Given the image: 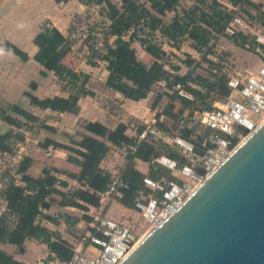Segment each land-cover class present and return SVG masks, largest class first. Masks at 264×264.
Here are the masks:
<instances>
[{"label":"trees","instance_id":"trees-1","mask_svg":"<svg viewBox=\"0 0 264 264\" xmlns=\"http://www.w3.org/2000/svg\"><path fill=\"white\" fill-rule=\"evenodd\" d=\"M57 2H66L68 0H56ZM86 4H103L107 5L109 10V18L111 23L108 24L107 35L115 37L114 43H109L107 39V51L104 60L108 62L109 75L107 84L112 87H118L126 90L133 99H141L148 96L147 81L150 77V68L142 61L133 47L132 43L139 40L147 52L152 55H158L161 52L160 46L152 39L142 38L138 35L136 26L142 21L146 24L150 23L151 29L159 28L160 31L171 39H177L189 32L196 36L197 46L200 48L207 45L211 40L212 29L220 26V21L227 22L231 15L222 10H218L215 6L219 0H213V16H210L200 6L185 8L184 11L188 20L181 21L177 16L170 24H166L163 19L155 14L145 2L139 0H122V6H117L113 0H81ZM155 6L157 13L163 15L167 11H177V5L181 0H149ZM204 1V0H201ZM232 4H237L240 0H228ZM264 14V12H263ZM147 21H146V20ZM133 29V30H132ZM132 30V31H131ZM131 31V32H130ZM129 33V34H128ZM128 34L129 38H125ZM243 32L239 31L238 36L234 38L235 43L245 46V41L240 40ZM34 42L38 46V51L35 54V59L42 65L41 75L46 76L48 71H53L62 81L64 87L69 88L68 96L55 95L52 97L41 98L32 90L36 89L37 82L32 81L31 90L26 91L24 100L41 109H53L57 111H68L78 113L80 109L79 99L82 95L92 94L93 92L87 88L89 74L84 71H78L72 66L64 62V57L74 45V41L65 36L64 33L55 25L45 22L41 30L36 34ZM6 47L12 52L19 55L22 59H28V53L16 44L7 41ZM264 47V44H263ZM103 55V54H102ZM169 73L167 70H162L159 78L168 79ZM193 79L191 73L176 74L172 85L182 83L186 85L187 90L202 95L198 89L188 84L189 80ZM197 79V78H194ZM202 79L201 76L197 80ZM227 78L220 76L218 80L207 81L205 84L210 90L222 88L228 94L229 88ZM68 90V89H67ZM175 99H180L184 104H195V101L190 100L179 93L173 96ZM9 110L14 113L13 120L19 124L31 125L39 120V116L29 110L23 103L7 102ZM173 106L172 103L170 107ZM0 116L7 118L12 116L7 111V108L0 109ZM24 119V120H23ZM157 125L167 127L165 123L157 122ZM43 127L54 130L50 124L43 123ZM209 128V127H208ZM84 129L87 133H82L81 139H75L72 143L56 140L51 137L45 138L42 146L53 145L55 147L65 148L70 152L69 159L78 163L81 166V171L75 176L81 183L82 187L72 189L68 192L59 190L56 187L59 179L53 168H45L42 176L35 178L28 174H23L22 179L26 183L25 190L18 196L7 194V207L3 214L0 215V241H8L15 243L22 248L27 238H37L48 243L50 249L59 259H68L73 254L72 245L59 235L50 231L46 226L42 225L39 216L42 215V209L50 206L49 197L52 193H60L63 197L62 203L78 206L82 209H87L88 205L98 206L101 201L100 192L105 190L113 179L114 173L105 169L102 166V160L110 150L109 142L122 146L125 144L123 139L124 134L128 130L125 123H120L115 128H110L101 121H84ZM211 129V128H209ZM144 130V129H143ZM139 131L135 137L129 141V150L126 155V162L120 172H118L124 181L122 187V196L118 199L126 206H135L140 191L151 192L157 196H162V192L158 189H153L145 184L146 176L152 177L154 180L158 177L157 173L161 170L169 173V178L178 182L182 180L177 176L170 174L171 170L160 162L154 159L160 154L156 147L157 139L146 138L138 139ZM164 130V129H163ZM212 130V129H211ZM190 130H185V135L188 136ZM23 134L16 132L13 129L0 134V152L10 150L13 145V138L23 139ZM76 141V142H75ZM215 146V143L209 140L201 152H205L207 148ZM168 155L172 159L179 157L175 150L170 149ZM140 158L150 164L149 175L135 168L133 165L134 159ZM182 158V157H181ZM22 160L20 170L23 164H28ZM176 160V159H175ZM23 171V170H22ZM203 171V169L201 170ZM64 185L65 181H60ZM153 192V193H152ZM81 201H84L82 203ZM15 220V221H14ZM14 222V223H12ZM55 236V238H53ZM0 264H26L8 252L0 249Z\"/></svg>","mask_w":264,"mask_h":264},{"label":"crops","instance_id":"crops-1","mask_svg":"<svg viewBox=\"0 0 264 264\" xmlns=\"http://www.w3.org/2000/svg\"><path fill=\"white\" fill-rule=\"evenodd\" d=\"M92 5L98 4H86L81 0H68L66 2H57L56 0H0V96L10 102H23L29 110L39 116V120L31 125H17L13 120L15 116L12 114L7 118L0 116V134L8 129L23 134V139L13 138L11 143L13 146L18 144L24 149L26 153L24 161L29 162L23 164V171L20 170L21 175L13 181L7 191L0 193V205L4 208L7 207L8 193L18 196L25 190L26 183L22 179L23 174L38 178L43 175L46 167L54 169L53 173L59 179L56 184L59 190L68 192L83 186L72 175L79 174L81 166L69 159L70 152L68 150L53 145L42 146V142L47 137L66 142L58 138L59 135L55 136V131L72 134V132L80 129L87 133L78 121L98 120L110 128H115L122 122L125 123L128 126L123 137L125 144L117 146L109 142L111 148L101 163L105 169L112 173H116L119 167L116 164V155L126 146L129 147L128 139L137 134V129L129 122L128 116L130 115L131 119H134L140 115H145L144 111H141L140 108L132 110L127 107L129 109L127 112H121L120 109V112L116 113L106 104L114 96L116 100L122 101V106L126 104L129 107L133 105L140 107L146 97L141 99H133L131 95L126 97V91L115 90V87L109 86L107 84L108 62L104 59L81 64L86 66L82 68L84 72L89 74L86 86L93 93L80 97L78 113L62 112L50 108L41 109L24 100L25 92L31 90L32 81L37 82V87L32 92L41 98L69 95V91L63 89L62 81L53 71H48L46 76L41 75L43 67L35 59L38 46L34 42V38L45 22L57 26L65 36H68L72 16L84 13ZM7 41L26 51L29 56L28 59L24 60L9 50L5 45ZM82 44L86 47V41L84 43L77 41L64 57V62L69 55L70 62L72 59L77 61L72 66H78L79 59L76 53L82 49ZM100 86L105 90H100ZM43 123L52 125L55 131L43 127ZM125 159L123 158L122 162H119L120 166H124ZM133 165L145 174L150 170V163L140 158H135ZM60 181H65L67 184L64 185ZM62 200L63 197L60 193H52L49 197L50 206L42 209L43 214L39 216L38 220L71 245L75 244L82 235L91 231L99 215H107L128 224L130 220L125 217L134 215L133 208L124 205L119 199L101 200L98 206L85 203L88 206L87 209L64 204ZM81 202L84 203V201ZM0 249L26 264H54L55 262L54 252L48 243L33 237L27 238L22 248L15 243L0 241Z\"/></svg>","mask_w":264,"mask_h":264},{"label":"rangeland","instance_id":"rangeland-1","mask_svg":"<svg viewBox=\"0 0 264 264\" xmlns=\"http://www.w3.org/2000/svg\"><path fill=\"white\" fill-rule=\"evenodd\" d=\"M139 1L145 2V4L155 14H158L166 24H170L176 16L181 21L188 20L184 9L195 5L200 6L208 15L213 16V10L210 9V6L214 5L213 0H181L177 5V11H167L163 15L157 13L151 1ZM113 2L119 7L123 4L122 0H113ZM215 7L218 10L229 13L231 18L227 22L221 20L220 26L212 29L210 42L200 48L197 46L196 36L192 33L187 32L184 36L171 39L164 35L159 28L151 29L149 26L150 23L146 24L142 21L137 25L136 29L139 36L147 39L151 38L152 41L156 42L161 48V52L158 55H152L145 50L144 45L139 40H135L132 43L138 57L150 68V77L146 84L149 92L148 96L143 99V103H141L140 107H137V105L129 107V105L126 104L122 106V101L116 100L114 96L108 104H106V106L110 107V109L116 113H119L120 109L121 112H127L129 110L127 107L132 110L140 108L141 111H144L145 115H140V117L134 119H131L130 115L128 116L129 122L137 129V133L145 129L147 124L154 119H156L159 125L160 123L167 124V127L162 126V128L170 135L166 140H157L156 147L160 154L156 156L154 160L160 162L157 158H160L162 155L170 157L168 152H170V149H173L180 155L174 158L180 165L190 164L198 172L202 170L199 158L196 155L193 156V158L192 156L186 155L179 146L172 143V137L176 134L185 137L194 144L197 155L203 154L201 150L204 149L209 140L211 141L214 130L209 129L202 122L200 114L205 110L221 106L225 100L232 95V90L229 85L227 86L230 92L226 94L222 88L210 90L205 83L207 81L218 80L220 76H225L229 80L231 76L246 75L250 72L256 73L264 63V42L261 41V36L264 35V0H240L237 4H232L228 0H219L218 5ZM81 15L84 16L91 25L93 32L90 36V40L105 37L104 34H107L108 24L111 23L109 10L105 3L92 5V7ZM239 31L244 34L240 37V40L245 41V46H241L234 41ZM128 34L125 35V38H129ZM114 39L115 37L110 39L109 43H114ZM102 40L104 41V39ZM87 43L86 47L82 44V49H79V53H76L79 59L78 66H72L74 63H77V61H75L76 59H72L70 62L68 58L69 55L66 57L65 63L75 69L78 68V71H83L82 68L86 66H82V63H86L87 61L95 62L99 59L103 60L106 51L96 56V53H92V45ZM105 43L107 44V42ZM162 70L168 71V79L159 78V74ZM189 73L192 74L193 79H190L188 84L203 93L200 95L189 90L193 94V98L188 99L195 101V104L191 105L184 104L180 99L173 98L177 91L174 85H172L174 75ZM199 76H201L202 79L197 80ZM184 86L186 88V85ZM67 87L63 86V89L69 91ZM99 89L105 90L102 86H100ZM117 89L123 90L115 87V90ZM125 96L128 97L130 94L127 93ZM7 102V100L0 96V109L7 108V111L14 115V113L9 110ZM20 103L22 104L23 102ZM171 103L173 106L170 107ZM78 123L81 127H84V121H78ZM187 129L190 130L188 136L185 135V130ZM82 133L83 131L77 129L72 132V134L64 131L60 133L55 131L54 135H59L58 138L63 139L67 144L72 143L75 139H81ZM135 136L133 135V137ZM128 140L130 141V139ZM238 141L240 140H237V142ZM128 150L129 147L126 146L116 155V164L119 166L117 172L121 171L122 166H120L119 162H122L123 158H126ZM160 164L169 168L161 162ZM170 170L172 176L179 177L178 171ZM149 173L150 170L147 175H149ZM157 175L158 177L156 179H167L170 177L169 173L167 174L164 171L161 172V170L158 171ZM179 178L183 180L181 177ZM150 194L151 192L142 190L138 197L143 200ZM132 208L134 210V215L125 218L130 220L129 224L134 227L138 238L141 240L150 232L152 225L143 210L139 209L136 204Z\"/></svg>","mask_w":264,"mask_h":264},{"label":"built area","instance_id":"built-area-1","mask_svg":"<svg viewBox=\"0 0 264 264\" xmlns=\"http://www.w3.org/2000/svg\"><path fill=\"white\" fill-rule=\"evenodd\" d=\"M92 32L91 25L84 16L81 14L72 16L68 36L74 43L88 42L87 44L92 45V53H96L97 56L107 51L105 42L108 43L107 39L109 38L110 41L113 37L104 34V38L90 40ZM261 41L264 42V35L261 36ZM228 84L232 95L221 106L205 110L200 114L202 122L214 130L211 140L215 146L197 155L192 142L179 134L172 137V143L179 146L186 155L192 158L196 155L199 158L203 171H196L190 164L180 165L177 160L162 155L157 160L170 169L178 171L179 177L183 179L182 182L173 179L154 180L150 176L144 178L146 185L162 192L161 197L150 194L143 200L138 197L136 202L137 207L148 217L152 228L174 212L190 192L229 155L238 142L264 119V63L256 73L231 76ZM174 88L180 95L193 98V94L182 83L175 84ZM169 135L154 119L138 134V139L166 140ZM25 155L24 149L18 144L8 151L0 152V193H5L13 181L21 175L20 165ZM124 185L120 174L114 173L108 187L100 192L101 200L118 199L123 194ZM5 209L0 205V215ZM139 241L137 232L131 224L107 215H99L91 231L82 235L72 245L73 254L70 258L59 259L53 253L54 264H118Z\"/></svg>","mask_w":264,"mask_h":264},{"label":"water","instance_id":"water-1","mask_svg":"<svg viewBox=\"0 0 264 264\" xmlns=\"http://www.w3.org/2000/svg\"><path fill=\"white\" fill-rule=\"evenodd\" d=\"M118 264H264V119Z\"/></svg>","mask_w":264,"mask_h":264},{"label":"bare ground","instance_id":"bare-ground-1","mask_svg":"<svg viewBox=\"0 0 264 264\" xmlns=\"http://www.w3.org/2000/svg\"><path fill=\"white\" fill-rule=\"evenodd\" d=\"M152 229H153V228H151V230H152ZM151 230H150V231H151ZM147 234H148V233H147ZM142 239H143V238H142Z\"/></svg>","mask_w":264,"mask_h":264}]
</instances>
